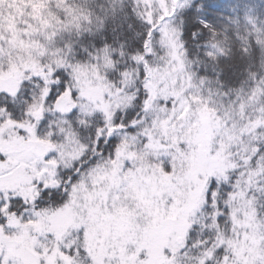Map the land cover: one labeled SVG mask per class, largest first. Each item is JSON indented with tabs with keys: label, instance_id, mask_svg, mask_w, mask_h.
<instances>
[{
	"label": "snow or ice",
	"instance_id": "snow-or-ice-1",
	"mask_svg": "<svg viewBox=\"0 0 264 264\" xmlns=\"http://www.w3.org/2000/svg\"><path fill=\"white\" fill-rule=\"evenodd\" d=\"M0 264H264V0H0Z\"/></svg>",
	"mask_w": 264,
	"mask_h": 264
}]
</instances>
